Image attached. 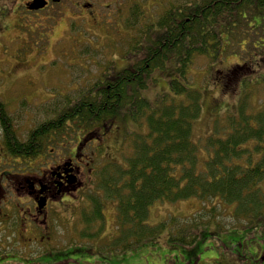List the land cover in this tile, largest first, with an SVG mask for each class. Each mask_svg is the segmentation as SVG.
Wrapping results in <instances>:
<instances>
[{"label": "trees", "instance_id": "1", "mask_svg": "<svg viewBox=\"0 0 264 264\" xmlns=\"http://www.w3.org/2000/svg\"><path fill=\"white\" fill-rule=\"evenodd\" d=\"M169 2L158 22L146 25L143 40L132 45L128 55L137 57L133 63L112 69L74 99L55 105L59 108L52 111L48 121L30 131L28 138L21 140L12 111L0 98L4 144L11 154L21 158L34 156L47 136L56 138L72 126L74 140L69 143L76 142L77 149H86L85 143L96 142L93 139L99 131L109 132L114 125H123L117 122L119 119L138 125V130L127 128L124 132L122 144L130 143V148L123 144L122 160H107L100 148L104 163L96 174L98 187L117 201V222L125 230L117 240L134 249H139L134 242L146 240L152 244L156 231L173 228L165 227V221L144 223L156 201L191 197L202 201L200 209L191 215V227L168 231L170 242L176 244L192 245L200 234L196 226L220 220L224 211L236 218L235 225L243 221L247 227L264 221V105L249 112L245 94L238 99L236 111H228L224 121L217 118L211 132L196 141L193 121L202 109L201 91L193 86L190 74L198 55L213 60L224 50L239 51L229 46L233 29L243 26L239 18L247 19L245 10L249 8L255 10L249 18L252 28L264 26V0H198L194 8L188 0ZM239 34V41L246 44L252 34L259 32L244 28ZM259 55V60L264 59V46L259 48ZM242 67L243 63L236 64L229 73H222L218 82L232 79L230 72ZM154 71L168 78V90L156 92L153 97L147 88L155 79ZM244 76L247 79L253 75ZM90 202L94 209L84 218L101 219L100 197L92 195ZM169 220L176 221V217ZM229 227L222 228V232Z\"/></svg>", "mask_w": 264, "mask_h": 264}, {"label": "rangeland", "instance_id": "2", "mask_svg": "<svg viewBox=\"0 0 264 264\" xmlns=\"http://www.w3.org/2000/svg\"><path fill=\"white\" fill-rule=\"evenodd\" d=\"M23 1L0 0V98L7 103L12 111L14 126L21 140L28 138L30 131L50 119L52 111L59 108V106L55 108V105L68 102L70 98L74 99L80 91L95 85L112 69L119 70L131 62L133 63L137 57L128 55L132 45L143 40V30L146 25L148 23L155 25L160 18V14L154 12L157 9L161 11L160 0H105L99 4L96 12L82 16L69 11L64 16H62L63 14L55 15L53 11L34 14L23 6ZM165 4L168 3L165 2ZM149 7H151L150 12ZM134 9L140 10L135 11ZM254 11L253 8L246 9L245 13L249 17L243 18V20L240 17L239 24H243V26L237 25L233 29V41L229 46L235 50L239 49V51L224 50L213 60L207 56L198 55L193 60L190 68L191 82L201 91L200 103L202 107L200 115L193 121L192 135L196 141L211 132L217 118L219 121H224L228 111H236L238 99L245 94L247 106L250 108L249 112L264 105V59L259 60L261 58L259 48L264 46V26L252 28L249 18L254 15ZM244 28L253 32L257 31L259 34H252L245 44L243 40L239 41L238 39L239 31H243ZM238 63H243V67L235 72H230L232 79L230 78L222 84L219 83L218 81L223 77L222 73H229ZM247 74L253 76L244 79V75ZM153 75L155 79L151 81L147 91L149 96L154 97L156 92L168 90V78L157 71H154ZM216 76H219L218 80ZM117 122L123 125H114V128H110L109 132L99 131L100 140L96 142L91 140L85 143L86 149L83 152L92 153L93 151L96 154L94 155V175L97 174L101 163H104L100 158V148H103V156L108 158L107 160L120 161L122 160L123 144L130 148V143L122 144L125 130L127 128L139 129L138 125L132 121L124 122L119 119ZM74 127L65 130L66 133L58 134L54 140H50V143L59 144L63 139L71 142L74 140L75 133L72 132ZM77 137L80 139L81 135ZM75 144L76 142L70 143L71 146ZM58 151L60 152L62 149H55L53 157L58 154ZM63 152H67L65 147H63ZM18 157L6 149L3 128L0 125V169H17L26 166L16 161ZM84 170L86 171L87 168ZM84 190L86 192L82 194L85 197L87 208L91 207L88 205L91 203L90 197L97 195L104 206L102 207L105 208L102 212L106 213L109 222L116 217L114 208H116L117 201L106 196L103 190L98 187V178L93 189L84 187ZM79 194L80 192H77L75 196H69L62 202L77 204V208H79L84 200ZM21 199L26 202L25 204L22 202L23 204L20 206V208H24L29 204V201L24 195ZM21 199L12 201L13 198L9 197L4 209H6V205L11 206L10 202L18 206L17 202H21ZM57 201L59 202V200ZM201 206L202 201L196 197L175 202L156 201L150 207L149 216L144 220V223L156 225L165 221V227L172 225L173 228L166 227L162 231H156L158 232L157 237L152 244L147 243L146 240L137 244L134 242L133 245L139 246V249H136L137 247L134 249V258L139 257L140 264H151V261L157 264H171L173 261L172 251H176V248H173V244L170 245L168 231H173L174 228L191 227L190 224L193 222L191 215ZM69 208L70 205H63L60 209L65 213V216L69 217L68 229L72 230L69 223L72 220H78L79 213L78 210L71 211ZM90 210H87L88 214H90ZM10 212L13 213L12 219L19 218L17 210L13 212L11 208ZM20 212L24 216L25 210L21 209ZM228 213V211L223 212L221 223H210L212 226H208V230L217 233H212L211 238L204 241V245L211 246L213 244L218 247L221 236L227 238L229 233L236 234V239L246 236V254L253 260L261 259L263 261L264 221L262 224L255 221L247 227H242L245 222L239 220L243 224L234 226L229 232L223 233L217 229L225 228L236 222V218L229 217ZM172 216L176 217V221L173 220L175 224L169 220ZM102 218H104L103 215ZM98 224L95 222V226ZM252 225L254 227H251ZM63 230L64 228L61 226L58 232L63 233ZM8 236L9 233H6L3 237L4 244H6L5 240ZM21 244L24 246L22 236ZM175 246L177 247V245ZM52 254L55 256L56 252L52 251ZM65 255H61V259ZM76 255L78 259L84 258L80 256L82 255L80 253ZM49 257L53 259V256ZM79 264L81 263L79 262Z\"/></svg>", "mask_w": 264, "mask_h": 264}, {"label": "flooded vegetation", "instance_id": "3", "mask_svg": "<svg viewBox=\"0 0 264 264\" xmlns=\"http://www.w3.org/2000/svg\"><path fill=\"white\" fill-rule=\"evenodd\" d=\"M44 1L46 5L38 9L28 7L32 0H24L22 4L34 14L53 11L55 15L63 14L64 16L69 11L82 16L96 12L99 4L105 0ZM169 1L160 0L161 11L157 9L154 13L161 14L166 9L165 2L170 3ZM188 1H190L188 4L190 8H194L198 3V0ZM150 11L151 7H149ZM54 139L53 135L50 138L47 136L46 142L39 145L34 156L16 159L26 166L17 169H0V264H79V262L81 264H140L139 257L134 258V248H129L128 243L117 240L125 231L124 225H120L116 217L109 222L106 213L102 212L105 210L104 206L100 208L104 218L95 221L93 218H84V215H88V209H94L91 203H88L90 208L86 207L82 193L86 192L84 187L93 189L97 181L96 175L93 174L96 154L83 152L84 148L77 149V143L71 146L68 143L69 140L63 139L59 144L50 143V140ZM93 140L98 141L99 134H96ZM36 145L38 146V143ZM63 147L67 152H63ZM55 149H62V151H58V154L53 157ZM78 150L80 152H77ZM77 192H80L79 196L82 195L81 199H84L83 204H79V208L77 204L62 202L69 196H75ZM21 195L28 198L29 204L25 206L26 209L20 208L23 203H26L22 201ZM9 197L13 198L12 201L21 199V202L18 201L16 206L8 201L11 206L6 205L4 209ZM63 205H70L71 211L78 210V220H72L69 223L72 230L68 229L69 217L65 216L60 209ZM11 208L13 212L17 210L19 218H11L13 214L12 211L10 212ZM21 209L25 210L24 216L20 212ZM220 220H211V222L212 224L221 223L223 220ZM95 222L99 224L95 226ZM210 225L196 226V233L200 234L192 245L179 244L178 246V244L170 243V245L173 244V248H176V251H172L171 264H264V260H253L246 254V236L236 239V234L229 233L227 238L221 236L218 247L213 244L204 245V241L211 238L212 233H217L208 230L207 227ZM239 225H229L227 232ZM61 226L64 228L63 233L58 232ZM217 230L222 231V228ZM6 233H9V236L4 244L3 237ZM21 236L24 246L21 244ZM52 251L56 252L55 256ZM78 253L84 258L78 259L76 257ZM63 254L66 255L61 259ZM49 256H53V259ZM150 263L157 264L153 261Z\"/></svg>", "mask_w": 264, "mask_h": 264}, {"label": "water", "instance_id": "4", "mask_svg": "<svg viewBox=\"0 0 264 264\" xmlns=\"http://www.w3.org/2000/svg\"><path fill=\"white\" fill-rule=\"evenodd\" d=\"M46 5V2L44 0H33L30 4H29V8L30 9H38V8H42Z\"/></svg>", "mask_w": 264, "mask_h": 264}]
</instances>
